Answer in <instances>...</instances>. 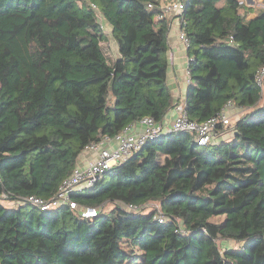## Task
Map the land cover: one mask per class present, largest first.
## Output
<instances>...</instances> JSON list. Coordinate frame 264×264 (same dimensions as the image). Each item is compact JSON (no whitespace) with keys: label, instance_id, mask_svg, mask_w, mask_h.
I'll list each match as a JSON object with an SVG mask.
<instances>
[{"label":"trees","instance_id":"trees-1","mask_svg":"<svg viewBox=\"0 0 264 264\" xmlns=\"http://www.w3.org/2000/svg\"><path fill=\"white\" fill-rule=\"evenodd\" d=\"M182 1L189 119L230 101L254 111L208 146L186 132L150 140L71 195L100 209L87 220L26 200L56 195L91 143L145 117L163 123L181 102L168 82L170 2L0 0V264H264V9L250 18L245 1Z\"/></svg>","mask_w":264,"mask_h":264},{"label":"built area","instance_id":"built-area-1","mask_svg":"<svg viewBox=\"0 0 264 264\" xmlns=\"http://www.w3.org/2000/svg\"><path fill=\"white\" fill-rule=\"evenodd\" d=\"M241 1L244 2V0ZM93 7L96 9L95 5ZM162 10L165 15L178 17L180 22L179 39L188 48L189 40L183 31V26L185 25L184 2L176 0L163 4ZM187 74L189 76L188 69ZM257 83L262 88L264 87V67L257 74ZM228 108L236 109V106L230 101L217 115L205 122H197L189 119L185 110V102H180L174 107L176 116L169 128H165L164 123L157 122L153 117H145L130 124L113 138L104 137L99 142L88 145L84 152L94 153L95 158L83 167L77 166L73 173L63 181L58 192L51 199L29 197L26 201L43 211L67 205L81 218L92 219L98 215L100 209L79 205L72 200L71 195L73 193L91 188L107 170L127 160L135 152L141 150L150 140L159 138L167 133H190L194 143L202 147L219 142V134L232 125V116L227 114ZM2 198L4 202L14 203L5 193L2 194ZM124 207L128 212H138L145 206L125 205ZM158 219L160 222L164 221V216L161 212L158 215Z\"/></svg>","mask_w":264,"mask_h":264},{"label":"crops","instance_id":"crops-1","mask_svg":"<svg viewBox=\"0 0 264 264\" xmlns=\"http://www.w3.org/2000/svg\"><path fill=\"white\" fill-rule=\"evenodd\" d=\"M164 3H168L172 0H163ZM245 3L254 9V17L257 15V0H244ZM259 1V0H258ZM264 6V3H262ZM180 22L177 16H171V26L169 32V45H170V69L168 73V82L172 88V91L176 98L180 99L181 102H185L187 88L189 85V76L187 74L188 67V51L183 42L179 39ZM176 116L174 109L170 111L169 119L164 120L165 128L171 127L169 124L173 123ZM166 124V125H165ZM233 135L228 133L227 130L219 134V140L231 139ZM95 158V154L91 152H84L78 161V166L83 167L88 164L89 161Z\"/></svg>","mask_w":264,"mask_h":264},{"label":"rangeland","instance_id":"rangeland-1","mask_svg":"<svg viewBox=\"0 0 264 264\" xmlns=\"http://www.w3.org/2000/svg\"><path fill=\"white\" fill-rule=\"evenodd\" d=\"M174 1H176V0H174ZM262 3H263V0H259V1L257 0V4L255 5L257 7V9H264V6H263ZM96 14L99 17V20L104 22L101 14H99V12H97ZM251 17H254V15H251ZM106 29H107L106 32L110 35L109 28H106ZM109 37H110L109 40H106L104 43H102V48L105 51V53L108 56V58L110 59V61H112V60L115 59V56L117 55V47H116V43L112 39V37L111 36H109ZM253 111H254V109H238V108L233 109V108H228L227 109V114L229 116H232V123L234 124L235 121H237L240 117H242L243 115H245L247 113L251 114ZM169 114H170V112H168V114H167V116L165 118L166 121L169 119ZM170 125H172V123L169 124V126ZM4 203L7 206H14V204H15V203L9 202V201H5ZM158 206H159V204L157 202H150V203H147L144 208H146V210H148V211H152L153 209L157 208ZM112 208H113V205L108 204L106 206L105 211H109ZM215 220L219 221L221 219H215ZM220 244H221L222 248L238 249L243 244H245V241L224 240V241H221Z\"/></svg>","mask_w":264,"mask_h":264}]
</instances>
